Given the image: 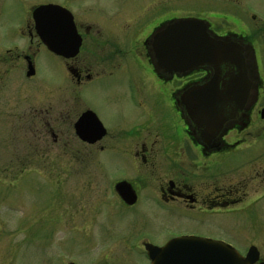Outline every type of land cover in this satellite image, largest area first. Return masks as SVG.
Returning a JSON list of instances; mask_svg holds the SVG:
<instances>
[{
  "label": "flooded vegetation",
  "instance_id": "1",
  "mask_svg": "<svg viewBox=\"0 0 264 264\" xmlns=\"http://www.w3.org/2000/svg\"><path fill=\"white\" fill-rule=\"evenodd\" d=\"M47 5L59 7L70 16L80 41L76 53L57 56L42 45L33 12ZM128 5V0H0V33L4 31L11 40L28 44L24 50L14 46L0 52V74L19 68H24L26 74L31 67L34 74L27 79L33 78L37 57L31 49L35 45L55 58L60 78L52 90L62 103L56 118H75L72 130L78 148L76 166L82 169L88 163L84 161L90 160V165L96 167L98 154H106L113 165L116 163L118 167L115 165L111 174L119 172L121 176L110 183L112 206L119 204L113 212L140 219L144 233L140 248L147 264L151 261L146 244L161 249L156 261L162 264H225L224 252L209 251L204 243H180L165 249L171 240L184 237L228 244L241 257L254 247V257L246 264H264V243L241 247L235 236L249 228L264 234V149L256 152L257 141L263 139L256 130L264 123L260 116L264 108L259 118L254 117L262 83L258 84L255 103L224 127L218 146L201 145L175 98L186 87L206 81L208 71L200 69L171 78L155 71L148 56L149 39L171 18L148 24L130 42ZM66 15L47 20L45 25H69ZM209 29L218 37L238 35L215 33L210 24ZM60 32V39H65L67 31ZM255 53L260 72L256 49ZM174 81L180 85L170 92L163 89ZM92 88L105 93L101 97L102 111L108 113L105 121L87 104L86 93ZM50 91L46 90L47 97L53 95ZM163 101L171 114H162ZM108 103L114 112L108 110ZM87 111L94 114L103 130V135L94 139L99 135L97 126L82 124L90 128L89 135L84 134L93 139L91 142L82 140L74 130V124ZM44 112L46 118H54L50 106ZM247 154L250 157L242 161ZM121 182L126 184L125 194L132 203L118 193ZM255 219L259 226H254ZM225 234L230 238L226 239Z\"/></svg>",
  "mask_w": 264,
  "mask_h": 264
},
{
  "label": "rangeland",
  "instance_id": "2",
  "mask_svg": "<svg viewBox=\"0 0 264 264\" xmlns=\"http://www.w3.org/2000/svg\"><path fill=\"white\" fill-rule=\"evenodd\" d=\"M128 3L130 42L148 24L175 17L200 18L215 33H237V38L243 34L246 43L251 41L257 51L263 88L254 112L259 118L264 108V0ZM13 41L2 31L0 52L14 46L24 50L28 45ZM31 51L37 57L33 78L27 79L24 68L0 74V264H147L140 248L144 236L140 219L113 212L119 204L112 206L110 183L121 176L119 172L115 173L117 177L111 174L116 163L113 165L106 154H98L96 167L90 160L84 161L88 163L82 169L76 166L75 118H56L62 105L52 90L60 78L57 61L42 47L36 49L35 45ZM178 85L180 82L174 81L163 89L170 92ZM48 88L51 99L46 94ZM102 93L92 88L85 98L105 121L108 113L102 111ZM47 106L54 118L45 117ZM107 107L114 112L111 103ZM161 109L163 115L171 114L164 101ZM262 126L264 123L258 124L256 130L258 136L263 134L256 152L264 149ZM249 157L243 155L242 161ZM257 224L259 220L255 219L254 226ZM241 231L244 233L235 235L241 247L264 243V234L256 229ZM230 236L225 234L226 239Z\"/></svg>",
  "mask_w": 264,
  "mask_h": 264
},
{
  "label": "water",
  "instance_id": "3",
  "mask_svg": "<svg viewBox=\"0 0 264 264\" xmlns=\"http://www.w3.org/2000/svg\"><path fill=\"white\" fill-rule=\"evenodd\" d=\"M64 14L66 15L64 10L52 5L38 7L33 12L37 23L35 30L42 45L57 56L69 51L76 53L80 43L70 16L66 15L69 25H45L47 20L62 18ZM64 29L67 36L61 40L58 34ZM148 46L150 64L163 76L171 78L200 69L208 71L206 81L186 87L175 100L181 114L190 121L198 143L209 147L218 146L219 135L224 127L246 112L256 101L259 74L253 47L234 36L213 35L209 24L197 18H174L166 21L152 33ZM33 74V68L29 67L26 77ZM260 116L264 117V110H261ZM95 120L92 112H85L74 124L75 134L82 140L93 141L88 138L90 128L81 126L84 123H94L99 129V135L94 139L100 138L103 130ZM125 186V183H119L118 193L122 197L123 194L126 195L123 199L132 203L133 200H128L127 193L125 194ZM180 243H204L209 246V251L224 252L225 264H246L247 260L252 261L255 252V248L251 247L246 256L241 257L228 244L194 237L173 239L165 249H171ZM144 248L151 264H162L156 261V255L161 249L150 244L144 245Z\"/></svg>",
  "mask_w": 264,
  "mask_h": 264
}]
</instances>
